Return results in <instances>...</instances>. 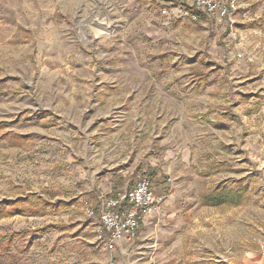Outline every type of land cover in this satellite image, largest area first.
<instances>
[{
	"label": "rangeland",
	"instance_id": "1",
	"mask_svg": "<svg viewBox=\"0 0 264 264\" xmlns=\"http://www.w3.org/2000/svg\"><path fill=\"white\" fill-rule=\"evenodd\" d=\"M182 2L0 0V264H264V0ZM141 175L166 198L108 250L100 208Z\"/></svg>",
	"mask_w": 264,
	"mask_h": 264
},
{
	"label": "built area",
	"instance_id": "2",
	"mask_svg": "<svg viewBox=\"0 0 264 264\" xmlns=\"http://www.w3.org/2000/svg\"><path fill=\"white\" fill-rule=\"evenodd\" d=\"M235 2L236 0H192L191 8H185L180 17L196 20L197 11H203L230 19L236 11ZM162 13L165 14L166 9H163ZM165 198L164 192L155 191L148 176H139L131 187L117 192L115 196L104 201L97 217L99 221L97 238L108 250H113L119 241L134 239L145 217L153 210L159 209ZM89 214L94 213L90 211ZM260 247L264 258V240Z\"/></svg>",
	"mask_w": 264,
	"mask_h": 264
},
{
	"label": "trees",
	"instance_id": "3",
	"mask_svg": "<svg viewBox=\"0 0 264 264\" xmlns=\"http://www.w3.org/2000/svg\"><path fill=\"white\" fill-rule=\"evenodd\" d=\"M182 4L185 6V8H191L188 6L185 2H182ZM198 15H206L207 13L203 11H197ZM198 78L199 84H206V73H199L196 75ZM4 123L0 122V128H2ZM21 138V137H20ZM150 168L148 167V170ZM154 174V173H153ZM152 174V177H155V175ZM152 180V179H151ZM246 187H243L242 185L236 184L232 187L227 186H216L214 188H211L209 192L205 195L204 199L207 203L211 205H221V204H237L240 202V198L242 197L243 193L246 192ZM21 201V200H19ZM19 201H15L12 203V208L14 212H17L18 210H21L22 212H26L25 209H23L20 205L21 203ZM37 207V204H35V208ZM45 207H43L44 210ZM95 213H98V210H94ZM1 237V235H0ZM3 238V236L1 237ZM5 238V237H4Z\"/></svg>",
	"mask_w": 264,
	"mask_h": 264
},
{
	"label": "water",
	"instance_id": "4",
	"mask_svg": "<svg viewBox=\"0 0 264 264\" xmlns=\"http://www.w3.org/2000/svg\"><path fill=\"white\" fill-rule=\"evenodd\" d=\"M97 24L102 25L103 27L105 26V24L102 22H97Z\"/></svg>",
	"mask_w": 264,
	"mask_h": 264
}]
</instances>
